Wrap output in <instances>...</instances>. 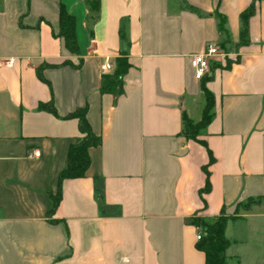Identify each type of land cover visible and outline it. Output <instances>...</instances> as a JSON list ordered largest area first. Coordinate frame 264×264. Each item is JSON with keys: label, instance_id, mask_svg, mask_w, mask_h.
<instances>
[{"label": "crops", "instance_id": "0c3cea01", "mask_svg": "<svg viewBox=\"0 0 264 264\" xmlns=\"http://www.w3.org/2000/svg\"><path fill=\"white\" fill-rule=\"evenodd\" d=\"M60 1L75 18L78 55L57 36ZM253 2L240 44V14ZM207 43L225 54L207 74L209 165L206 148L181 134L182 112L200 117L190 57ZM122 53L130 68L114 101L99 88ZM50 102L54 113L39 108ZM84 106L101 142L51 211L82 136L68 115ZM263 195L264 0H0V264H205L189 219L222 210L238 216L226 223V264H264V202L234 211Z\"/></svg>", "mask_w": 264, "mask_h": 264}, {"label": "trees", "instance_id": "16d2710c", "mask_svg": "<svg viewBox=\"0 0 264 264\" xmlns=\"http://www.w3.org/2000/svg\"><path fill=\"white\" fill-rule=\"evenodd\" d=\"M255 1V0H254ZM254 2L250 4L241 14V30H240V44L247 42L248 36V20L254 13ZM58 22L59 30L57 36L62 38L66 49L74 54H79V47L76 39L75 31V18L70 14L62 1L59 4L58 10ZM123 36V34H121ZM82 60H79L78 64L74 65L70 61H65L63 64L79 68ZM130 68V64L125 53H122L115 59V66L110 74H104L101 78L99 91L101 93H110L114 97V101L121 95L123 91V77ZM37 75L40 79L45 80L42 76L41 69H37ZM209 76L206 74L200 79L199 88L203 96V106L201 109L200 117L198 120L191 119L185 112H182V130L181 134L186 139H191L204 146L208 155V165L214 161V158L210 150L206 146V142L200 138L203 130L213 118L214 97L213 94L206 87V82ZM40 109L47 110L54 113L52 102L49 104L41 103ZM87 106L77 108L71 112L68 117L76 118L78 121V129L81 133V138L78 142L71 144L67 150V163L65 169L60 172L58 176L57 191L54 195H51L53 211L62 197V183L65 179H76L84 177L89 165L90 157L88 150L91 147L98 146L101 142V137L96 135L87 119H86ZM203 170L206 174L205 185L200 191L208 192L210 189V182L208 178L207 165L203 166ZM264 202V195L255 199L249 198L245 203L239 204L240 207L246 211L252 206L258 205ZM237 216H227L221 211L219 215L211 220H206L198 216H194L189 219V223L196 226L200 230V239L196 242V249L203 252L205 258V264H226L227 256L226 250L230 245V241L225 236V227L229 219H235Z\"/></svg>", "mask_w": 264, "mask_h": 264}, {"label": "built area", "instance_id": "2783aa9c", "mask_svg": "<svg viewBox=\"0 0 264 264\" xmlns=\"http://www.w3.org/2000/svg\"><path fill=\"white\" fill-rule=\"evenodd\" d=\"M225 54L214 43H207L204 49L197 54L190 57V66L193 71L195 79L200 80L203 76L208 74L210 68V60L216 57H223ZM7 65L12 64V60H8ZM112 65L109 62H105L101 66L102 72L106 73L111 70ZM39 151L34 150L33 155L38 156ZM201 237L200 233L197 235V240Z\"/></svg>", "mask_w": 264, "mask_h": 264}, {"label": "rangeland", "instance_id": "374dc122", "mask_svg": "<svg viewBox=\"0 0 264 264\" xmlns=\"http://www.w3.org/2000/svg\"><path fill=\"white\" fill-rule=\"evenodd\" d=\"M200 100H201V103H203V97H202ZM198 102H199V100H198ZM198 102H197V104H198ZM201 103H200V105H201ZM200 105H199V108H198V109H201V108H200ZM199 111H200V110H199ZM239 208H240V205L237 204V205L235 206V208H234V211L238 210ZM222 212H223V214L227 215L226 212H225L224 210H222Z\"/></svg>", "mask_w": 264, "mask_h": 264}]
</instances>
